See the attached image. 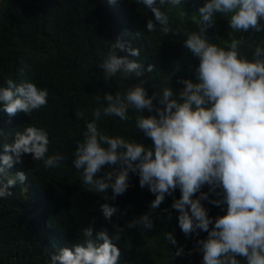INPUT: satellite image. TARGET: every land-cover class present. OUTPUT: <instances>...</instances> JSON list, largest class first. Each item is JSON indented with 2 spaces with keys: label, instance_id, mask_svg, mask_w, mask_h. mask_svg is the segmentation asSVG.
I'll list each match as a JSON object with an SVG mask.
<instances>
[{
  "label": "clouds",
  "instance_id": "9594fccd",
  "mask_svg": "<svg viewBox=\"0 0 264 264\" xmlns=\"http://www.w3.org/2000/svg\"><path fill=\"white\" fill-rule=\"evenodd\" d=\"M138 3L154 16L155 22L149 19L146 23L148 33L159 30L163 35H177L182 31L174 29L168 14L161 10L165 5L176 9L182 0ZM198 11L201 19L193 17L192 22L198 24L199 31L188 33L184 41V47L199 60L194 70L196 82L181 78L178 83L182 89L174 94L171 87H164L157 99L156 93L149 96L145 80L140 79L123 92L105 93V106L94 108L91 120L84 111H76V119L85 121V131L83 139L76 141L72 163L89 191L103 194L111 189L112 196H104L106 201L123 195L130 186V173L137 175L139 186L155 196L150 212L179 189L181 195L173 200L171 208L178 213L182 233L186 237L208 234L206 240L196 242L195 250L203 253L202 264H241L238 256L247 264H264V47L257 45L249 60L239 53L244 38L235 35L264 31V0H206ZM217 14L228 18L231 29L225 47L204 38L203 25L211 26ZM140 55L139 48L117 38L96 66L106 83L117 77L124 81L139 79L154 69L153 65L145 68L138 59ZM48 97L46 88L30 81L17 84L9 79L6 86H0V105L10 117L19 112L31 117L48 106ZM94 99L99 104L101 97L96 95ZM130 109L136 114V128L152 141V147L100 129L102 117L131 121ZM145 110L155 114L145 116ZM50 143L44 128L29 125L15 131L12 143L2 145L0 199L12 196L10 189L27 180L24 171H8L23 163L24 155L42 162L46 170L61 167L68 157L62 152L50 154ZM105 168L109 170L103 171ZM205 185L220 199L209 200L208 193L201 191ZM202 201L226 204V214L213 221ZM100 208L109 223L120 211L107 202ZM150 212L128 222L127 227L152 230ZM113 228L111 237L107 228L95 236L92 227L83 229L82 242L51 255V264H120L121 250L113 240H119L124 229L116 224ZM166 239L177 244L171 232L166 233ZM183 254V247L177 248L175 256Z\"/></svg>",
  "mask_w": 264,
  "mask_h": 264
},
{
  "label": "trees",
  "instance_id": "16d2710c",
  "mask_svg": "<svg viewBox=\"0 0 264 264\" xmlns=\"http://www.w3.org/2000/svg\"><path fill=\"white\" fill-rule=\"evenodd\" d=\"M205 2L182 0L176 9L161 6L170 25L182 30L177 35H163L159 30L148 33L146 23L149 19L154 21V16L138 0H116L114 4L109 0H0V86H6L9 79L17 84L30 81L49 92L48 106L33 112L31 117L23 112L10 117L0 105V152L4 143H12L15 131L35 125L49 133L50 154L62 152L68 157L60 168L46 170L42 162L24 155L23 163L8 170L10 174L24 171L28 178L10 189L12 196L0 199V264H51V255L82 242L83 229L92 227L95 236L107 228L111 237L114 224L124 229L120 239L113 240L121 250L120 264H202L203 253L195 250L196 242L206 240L208 234L200 232L198 237H186L182 233L178 213L171 208L173 200L181 195L179 189L150 212L155 196L141 188L139 177L130 173L127 191L114 201H106L104 196L111 197V189L103 194L89 191L72 161L76 141L83 139L85 131V121L76 119V111H84L91 120L92 110L105 106V93L123 92L140 79L145 80L149 96L156 93L157 99L164 87H171L174 94L182 89L183 85L178 83L181 78L196 82L194 70L199 60L184 47V41L188 33L199 31L192 18L201 19L198 10ZM203 26L208 42L221 47L230 42L227 17L217 14L211 26ZM235 35L244 38L239 53L249 60L253 59L257 45L264 47V31ZM117 38L139 48L138 59L145 68L153 65V71L145 72L139 79L124 81L117 77L106 83L96 65ZM96 95L101 97L99 104L94 99ZM143 114L155 113L145 110ZM129 115L132 120L128 122L102 117L99 127L108 135L124 136L152 147V141L136 128L135 112L130 109ZM201 191L208 193L209 200L220 199L209 193L207 185ZM106 202L120 210L111 223L105 220L100 208ZM202 204L213 221L226 214V204ZM165 209L171 213V219ZM149 212L154 223L152 230L127 227L128 222ZM167 232L173 234L176 245L167 241ZM179 247H183L184 254L177 257ZM236 258L247 264L244 258Z\"/></svg>",
  "mask_w": 264,
  "mask_h": 264
}]
</instances>
